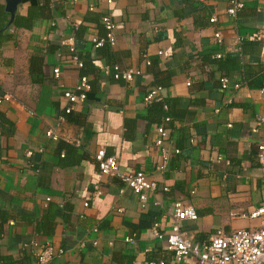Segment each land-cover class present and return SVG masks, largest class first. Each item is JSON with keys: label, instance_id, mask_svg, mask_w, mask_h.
Masks as SVG:
<instances>
[{"label": "crops", "instance_id": "obj_1", "mask_svg": "<svg viewBox=\"0 0 264 264\" xmlns=\"http://www.w3.org/2000/svg\"><path fill=\"white\" fill-rule=\"evenodd\" d=\"M231 1L51 0L30 28L14 23L29 15L31 3L18 7L12 24L6 12L0 96L12 98L0 106V264H37L31 243L46 242L65 250L52 264H174L151 227L159 221L163 231L170 229L176 201L198 213L197 221L181 223L193 242H209L219 230L261 228L262 221L250 215L264 198L257 160L264 134V126L257 130L264 114V0H238L244 7L236 19L227 13ZM1 6L6 11V0ZM108 15L117 23V45L98 55L86 43L106 34L102 18ZM213 17L217 22H210ZM71 44L78 56L97 58L100 70L89 77L96 88L86 102L65 116L64 92L81 77ZM218 52L222 62L213 59ZM115 65L140 74L132 82L116 81ZM154 70L170 84L161 94L170 122L166 116L161 123L148 120L151 104L144 98L157 86ZM222 76L241 82L240 89H223ZM61 116V140L53 142L46 132ZM160 125L168 133L164 171L158 170ZM99 148L117 158L122 172H144L170 191H159L143 208L118 178L98 176ZM129 237L134 244L125 241Z\"/></svg>", "mask_w": 264, "mask_h": 264}, {"label": "built area", "instance_id": "obj_2", "mask_svg": "<svg viewBox=\"0 0 264 264\" xmlns=\"http://www.w3.org/2000/svg\"><path fill=\"white\" fill-rule=\"evenodd\" d=\"M112 4V0H107ZM244 4L238 0L231 1V7L227 10V13L232 18H237L238 13L242 10ZM211 23L217 22V18L210 19ZM102 24L106 31L104 36L92 35L87 39V45L92 49H99L105 46L111 48L117 45L116 29L117 23L113 20L111 15L102 18ZM219 44L223 43L222 35L220 32L215 35ZM243 38L238 37L236 40V52L240 53L242 50ZM69 51L72 55V61L79 68L84 66L83 59L78 56L75 45L71 44ZM224 58V54L218 52L214 54L213 59L221 60ZM146 64L150 66L151 60L146 59ZM113 77L116 81L132 82L140 72L133 68L123 69L119 65H115L113 68ZM55 78L61 77L60 68L54 69ZM1 84V74H0ZM192 81L189 80L187 85L191 86ZM220 84L223 89L234 91L240 89L242 83L231 81L229 77L222 76L220 78ZM91 91L90 78L88 76H81L74 89L66 90L64 97L67 100V106L64 107V115L68 116L73 114L78 104L86 102L88 93ZM163 87L155 86L144 98L146 104H152L153 102H163L161 96ZM264 96V88L261 90ZM12 97L10 95L0 96V106ZM232 103V100H229ZM264 102V98H263ZM164 109L169 110V106L165 103ZM64 116L59 117L56 128H50L46 132V136L53 142H59L61 135L57 129L64 121ZM172 119L170 116H166L164 121L170 122ZM264 126V114L258 118L257 130ZM159 139L156 141V146L163 151V164L158 167V170L164 171L168 166V151L164 148V142L168 137V133L163 125L158 126ZM68 141V140H67ZM69 142V141H68ZM192 145L197 144L196 139H192ZM70 143L80 146L79 141H71ZM176 154H180V150L175 151ZM29 157H32L31 152L28 153ZM257 160L264 171V134L262 141L258 144ZM95 161L98 168V176H112L118 178L122 184L130 189L138 198L142 207L145 208L149 200L152 197H156L159 191L167 193L170 188L164 185L162 188L156 180L150 178L144 172L125 173L120 169L119 162L116 157L108 156L105 148H99L95 155ZM98 188V187H97ZM263 196H264V179L262 184ZM125 189L120 191V194H124ZM160 205V202H156ZM85 207L89 206V202H86ZM173 224L170 229L163 231V223L154 221L151 227L152 237L159 241L166 243L167 250L173 255L174 264H264V198L261 206L255 210L250 217L260 219L262 221L261 228L257 230H236L231 234H227L222 230L217 231L212 235L209 242L198 243L188 239L186 234L182 231L181 223L184 221H197L198 213L193 206L185 205L182 201H176L173 203ZM127 243L134 244V238L129 237L125 240ZM94 245H98V242H93ZM113 245L112 242L109 243ZM31 248L35 253L37 264H52L56 258L62 256L65 253L63 248L59 249L50 242L45 244L31 243ZM141 264H164L144 261Z\"/></svg>", "mask_w": 264, "mask_h": 264}, {"label": "trees", "instance_id": "obj_3", "mask_svg": "<svg viewBox=\"0 0 264 264\" xmlns=\"http://www.w3.org/2000/svg\"><path fill=\"white\" fill-rule=\"evenodd\" d=\"M25 3H31L30 7H29V15L27 17H22V16H17L16 20H15V26L18 28H30L31 24L33 22V20L35 18L38 17H42L44 15V9H46L49 4L51 3V0H24ZM8 14L6 13L5 9L3 6L0 7V46L3 44V42L6 39L5 36V29L7 27L8 24ZM82 28H80L77 31V38L80 37V34L83 33L82 32ZM81 32V33H80ZM108 49H110V46H105L103 48H99L97 49L98 51V55H105L106 52H108ZM81 58L83 59L84 62V66L82 69H80L81 71V76H92V75H97L99 72V67L96 65V59L97 58H93L91 56H81ZM224 60V59H223ZM221 60V62L223 61ZM219 66L222 67L221 63L219 62ZM153 67H155V65L153 64ZM114 68V67H113ZM112 68V69H113ZM114 73V71L112 70V74ZM153 75L155 77V84L157 86L160 87H169V83L166 82V78L165 79H161V73L160 71H153ZM160 79L162 81H160ZM91 83V92L92 90L94 91V89L96 88V81H90ZM90 94V92L88 93ZM164 104L165 102H153L151 105H149V121H157L159 123H161V120H163V117L167 116V113L164 111ZM154 114L157 118L156 119H151L150 115ZM1 116V115H0ZM2 121L5 120V118L3 116L0 117Z\"/></svg>", "mask_w": 264, "mask_h": 264}, {"label": "water", "instance_id": "obj_4", "mask_svg": "<svg viewBox=\"0 0 264 264\" xmlns=\"http://www.w3.org/2000/svg\"><path fill=\"white\" fill-rule=\"evenodd\" d=\"M23 3L24 0H6V12L11 16L10 24L14 22L18 7Z\"/></svg>", "mask_w": 264, "mask_h": 264}]
</instances>
